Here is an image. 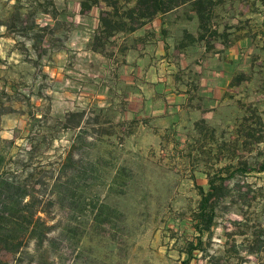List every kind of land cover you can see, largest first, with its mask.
<instances>
[{"label": "rangeland", "instance_id": "1", "mask_svg": "<svg viewBox=\"0 0 264 264\" xmlns=\"http://www.w3.org/2000/svg\"><path fill=\"white\" fill-rule=\"evenodd\" d=\"M137 2L0 0V264H264V0L167 14L174 70L227 51L229 83L213 118L164 128L128 117L119 76ZM236 165L200 232L201 192Z\"/></svg>", "mask_w": 264, "mask_h": 264}, {"label": "crops", "instance_id": "2", "mask_svg": "<svg viewBox=\"0 0 264 264\" xmlns=\"http://www.w3.org/2000/svg\"><path fill=\"white\" fill-rule=\"evenodd\" d=\"M166 16L158 14L133 32L122 31L115 44L117 51L125 50L118 60L119 76L133 89L125 96L128 117L144 128L170 127L180 118L209 120L227 95V51L196 64L187 50L179 58L178 73L168 48Z\"/></svg>", "mask_w": 264, "mask_h": 264}, {"label": "trees", "instance_id": "3", "mask_svg": "<svg viewBox=\"0 0 264 264\" xmlns=\"http://www.w3.org/2000/svg\"><path fill=\"white\" fill-rule=\"evenodd\" d=\"M204 0H138L137 7L134 8L128 14V20L130 21L129 32H133L138 28L142 27L146 20H152L158 14H168L180 8L181 6L187 4H193L195 6L202 5ZM95 5L97 2L94 3ZM94 4H88L86 2L82 3V11L90 10ZM139 10V15H135V12ZM117 14V10L115 12L109 13V16H113ZM197 14L199 18H202L201 11L197 8ZM110 17H101L102 28L106 33H109L112 36V32L108 30L111 27L112 20H109ZM203 19V18H202ZM120 24V23H119ZM122 25V24H121ZM127 26L126 24L122 25L124 28ZM98 38V37H97ZM98 40V39H97ZM257 143L261 142V139L256 140ZM241 165H236L234 167L235 171H227V177L219 176V183L217 184L213 180H209L210 190L204 194L205 192H201L202 199L200 201V213L198 217L197 223H195V228H198L200 232L209 231L212 227L214 220V212L215 206L213 201L215 199L221 198L224 195L225 183L226 181L232 180L236 174H245V169H241ZM243 168V167H242ZM260 172H264V163L260 167ZM203 228V229H202ZM201 245L200 239H197V243H190L189 248V258L192 256L195 250L199 249Z\"/></svg>", "mask_w": 264, "mask_h": 264}]
</instances>
